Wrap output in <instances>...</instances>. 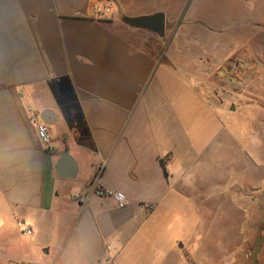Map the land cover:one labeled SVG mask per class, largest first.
<instances>
[{"label": "crops", "instance_id": "1", "mask_svg": "<svg viewBox=\"0 0 264 264\" xmlns=\"http://www.w3.org/2000/svg\"><path fill=\"white\" fill-rule=\"evenodd\" d=\"M159 12L169 46L122 21ZM198 34L227 41L230 83H248L233 72L249 52L264 71V0H0V218L30 225L55 264H234L247 249L264 203V97H219L189 55L216 50ZM64 151L73 178L56 174ZM97 178L126 205L71 198Z\"/></svg>", "mask_w": 264, "mask_h": 264}, {"label": "rangeland", "instance_id": "2", "mask_svg": "<svg viewBox=\"0 0 264 264\" xmlns=\"http://www.w3.org/2000/svg\"><path fill=\"white\" fill-rule=\"evenodd\" d=\"M101 8H103L101 4ZM253 5L249 7V14L253 12ZM254 15V14H253ZM170 24V21H168ZM167 30H171V26L168 25L167 29L165 28V32L163 36H159L155 33H149L150 40L153 46L163 45L167 43L169 46L171 43H175V41H171L172 34H166ZM190 32H194L190 30ZM197 36L201 41L202 45L213 44L216 45V50L211 52L200 51L198 52V48H194V51L190 52V56L192 55H201L202 59L206 61L208 64L209 71L207 72L208 80L212 82L211 84L214 89L217 91H221L219 97H226V90L228 92V96L230 95V90H234L233 92H244L245 95L251 97L253 99H258L264 97V83L261 82V77L264 76V71L257 69L256 60L254 58L255 53L249 52L246 54V62L248 63V67L243 69H237L236 72H233V78L240 81V76L248 78L247 84L240 83H230V73H225V52L223 47L226 44V40L224 37L216 36H204L202 34H198ZM257 37L250 36L249 42L254 44ZM192 49V48H190ZM193 50V49H192ZM230 68L228 69L229 72ZM234 70V69H233ZM230 99V97H228ZM233 101L234 98H232ZM264 201V197L262 198ZM261 197L259 196V204L254 206V211L250 213V221H249V236L251 242L247 245V249H245V245H242L241 251L239 250V258L238 262H234V264H251V256L254 247L255 240L257 237L264 235V203L261 204ZM30 236L22 235L21 231L16 227H14L12 221L8 217L0 218V264H20L22 257L26 256L31 262H37L39 264H55L53 260V254L50 252L46 255H43L41 249L35 248L28 241ZM21 258V259H20ZM128 262H132V260H121V264H129ZM135 262H138L137 260ZM259 264H264V244L261 248L259 254Z\"/></svg>", "mask_w": 264, "mask_h": 264}, {"label": "built area", "instance_id": "3", "mask_svg": "<svg viewBox=\"0 0 264 264\" xmlns=\"http://www.w3.org/2000/svg\"><path fill=\"white\" fill-rule=\"evenodd\" d=\"M95 13L100 14L103 12L109 13L110 8L105 7L103 9L96 8L94 9ZM27 112L29 113V121L32 122L35 126V131L37 135V139L39 143L48 151L51 150L50 147V135H49V128L46 123L42 122L39 118V114L36 111H32L30 108L27 109ZM98 178L95 179V181L91 182L88 186L87 191L82 195H72L71 198L75 201H78L80 203H87V201L92 196L104 198L108 197L115 201L118 207L122 208L126 205V196L118 191H113L110 189H102L97 186ZM147 210H151L152 206L146 207ZM17 228L21 231L24 235H31L32 234V228L30 225L26 224L24 221L18 220L16 222Z\"/></svg>", "mask_w": 264, "mask_h": 264}, {"label": "water", "instance_id": "4", "mask_svg": "<svg viewBox=\"0 0 264 264\" xmlns=\"http://www.w3.org/2000/svg\"><path fill=\"white\" fill-rule=\"evenodd\" d=\"M104 1L110 2L111 0ZM122 21L130 27L144 29L159 36H163L165 32V15L161 12L142 17H123ZM41 119L43 118L41 117ZM75 170V162L68 155V152L64 151L55 167L57 176L61 178H73L75 176ZM263 244L264 235H261L255 240L251 256V264H259V254Z\"/></svg>", "mask_w": 264, "mask_h": 264}]
</instances>
